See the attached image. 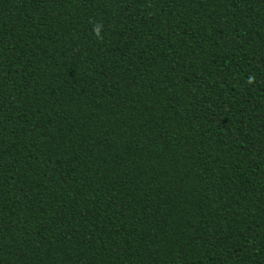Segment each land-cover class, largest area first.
Segmentation results:
<instances>
[{"label": "trees", "instance_id": "16d2710c", "mask_svg": "<svg viewBox=\"0 0 264 264\" xmlns=\"http://www.w3.org/2000/svg\"><path fill=\"white\" fill-rule=\"evenodd\" d=\"M0 264H264V0H0Z\"/></svg>", "mask_w": 264, "mask_h": 264}]
</instances>
